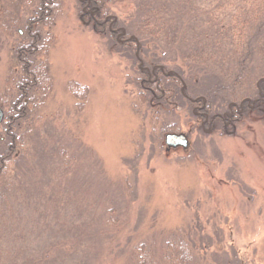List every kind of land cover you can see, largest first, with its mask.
<instances>
[{
  "label": "rangeland",
  "instance_id": "1",
  "mask_svg": "<svg viewBox=\"0 0 264 264\" xmlns=\"http://www.w3.org/2000/svg\"><path fill=\"white\" fill-rule=\"evenodd\" d=\"M190 1L198 9L190 20L198 25L194 36L210 28L203 40L196 39L207 51L204 60L216 53L206 68L210 78L201 70L200 88L190 89L209 93L207 82L217 79L219 86L208 98L212 108L226 113L229 103L259 93L264 61L237 58L249 29L239 48L230 38L219 41L217 33H225L234 14L246 10L237 3L248 8L256 2ZM80 2L59 0L53 25L45 27L52 36L39 58L49 61L50 82L42 79L39 113L25 123L27 145L14 166L0 221V264H129L135 244L160 247L175 232L200 237V264H264V103L247 101L240 115L212 128L194 115L200 109L193 113L179 106L170 120L162 112L154 115L157 107L139 97V63L125 39L131 33L124 36L120 27L113 37L105 27L86 23ZM14 5L21 8V20L29 11L17 0H0V104L5 110L3 99L15 91L19 71L12 55L18 33L2 29L16 15L10 11ZM134 7V0H117L109 9L128 23ZM181 55L182 50L176 62L185 71L193 57ZM164 121H175L174 130L162 131ZM2 129L0 123V136ZM180 130L189 134L190 146L169 148L166 133ZM55 238L67 244L53 250L57 255L51 261L42 254Z\"/></svg>",
  "mask_w": 264,
  "mask_h": 264
},
{
  "label": "trees",
  "instance_id": "2",
  "mask_svg": "<svg viewBox=\"0 0 264 264\" xmlns=\"http://www.w3.org/2000/svg\"><path fill=\"white\" fill-rule=\"evenodd\" d=\"M134 1V14L126 18L128 20L134 18L135 20L133 19L128 23L121 22L117 14L113 13V16L112 13L110 14V5L117 2V0H81L79 5L80 8L83 7L80 10L81 18L86 23L92 22L95 26L105 27L113 37L119 36L120 27H122L121 31L124 36L128 32L131 33L129 38L125 39L126 43L130 42L127 48L135 49V52H133L134 60L139 63L138 70L140 72L135 78L140 89L139 97L143 95V99H146L151 106L154 107L155 105L157 107L152 110L154 115H160L162 112L165 120H170L172 119L170 115H174L176 113L175 109L179 106L187 108L193 113L196 109H200L194 115L200 119L202 118V125L209 128L214 127L217 122H225L235 115H240L241 108L244 107L242 104L246 105L249 99L247 101L246 99L241 100L240 103H229L226 113L218 112L212 108L213 105L208 96L218 88L219 85L216 81H219L217 79L215 82L210 79L209 82L204 81V83L212 84L210 88H206L209 93L206 91L205 94L198 91L192 93L190 89V87L196 90L200 88L198 84H201V81L198 79L201 76V70L206 71L204 77L209 76L210 78L206 68L210 69L209 65L212 58H216V53L211 51L204 60L203 55L207 51L201 50V46L196 43V39L203 40L205 35L210 34V28L205 27V30H200L202 32L199 33L201 34L194 36V29H197L198 25L193 24V22L190 23V20H195L198 9L196 10L193 7V2L179 0L178 4L176 0ZM245 1L247 2V0ZM253 1L256 3L248 8L237 3L241 8L240 10H246L234 14V17L231 18V22L234 20V23H231L225 33H217L218 36L222 37L221 39L218 37L219 41L230 38L235 48H239L242 45L240 44L241 36L249 29L244 49L237 56L240 62H243L247 57L253 58L255 56L264 61V0ZM58 3L59 0H27V5H31L33 8L28 11L25 20L20 22L16 16L10 18L7 24L2 25L5 33L11 35L18 33L14 44H12V55L14 56L15 65L19 66V71L13 85L15 91L10 90L9 95L3 99V102L7 101L9 107L5 110L6 116L1 122L3 129L0 136V221H2L1 217L4 215L2 211L6 206L8 193L10 194L13 176L16 174L15 164H17L19 158L23 157L27 145L28 138L26 137L30 129L26 124L30 125L31 122H28V120H33L36 117L35 115L39 113L36 105L42 97L39 91L42 86V79L45 78L47 84L50 82L49 61L48 59H40L39 53L42 49L49 48L48 41H50L52 34L50 29L45 30V27L53 25L51 21L56 16L55 11ZM220 5H224V3ZM85 8H90L91 11H85ZM193 9L196 10L195 14ZM190 11L193 13L191 18ZM19 24L23 27V32H19L17 27ZM128 28H131V30ZM163 39L166 44H162ZM176 40L188 43L187 48L183 49L177 43L172 45ZM167 44H171V46ZM180 49L182 50L181 56L186 57V59L189 56L193 57V64L188 66L185 71L182 69L180 61L176 62L177 57H179L178 54L181 52ZM252 74H249V76L252 77ZM261 76L263 77L262 80L256 84L259 93L255 98L259 100H261L260 97L264 96V69L261 71ZM75 83L80 85L77 87H85L78 82ZM198 86L199 88H196ZM77 90L71 89L74 94L78 92ZM259 102L264 103V97ZM3 105L5 106V104H2V107ZM224 116L228 118L225 120ZM175 126V121L170 124L164 121L161 130H174ZM66 154L70 157V154ZM174 234H171L172 236L165 240L164 246L158 247L156 242L148 243L145 241L135 244L130 252L129 264H200L199 254H197L200 237L196 236L195 233L185 235L175 232ZM65 244H67V240L55 238L42 255L50 257V260L53 261L57 255L54 254L53 250H59Z\"/></svg>",
  "mask_w": 264,
  "mask_h": 264
},
{
  "label": "water",
  "instance_id": "3",
  "mask_svg": "<svg viewBox=\"0 0 264 264\" xmlns=\"http://www.w3.org/2000/svg\"><path fill=\"white\" fill-rule=\"evenodd\" d=\"M3 117H5V110L0 105V122L3 121ZM165 142L169 148L178 146L187 148L190 145V138L186 132L181 130L180 132H167Z\"/></svg>",
  "mask_w": 264,
  "mask_h": 264
},
{
  "label": "flooded vegetation",
  "instance_id": "4",
  "mask_svg": "<svg viewBox=\"0 0 264 264\" xmlns=\"http://www.w3.org/2000/svg\"><path fill=\"white\" fill-rule=\"evenodd\" d=\"M18 1V3L19 4H24V5H26V7H25V10L28 8V10H30V9H32L33 8V6H31V5H27V0H17ZM32 2V1H31ZM11 3H13V2H11ZM10 3V4H11ZM15 6V5H14ZM17 6V5H16ZM14 7V8H12L10 11L12 12V13H15L16 15H17V18L19 19V21L20 22H23V20H25V18L23 17L22 18V20H21V17H19L18 15L20 14L21 15V8L19 9V6L18 7ZM85 11H91V9L90 8H85L84 9ZM27 13H28V11H27ZM16 15L14 16V18L16 17ZM13 18V17H12ZM18 27V29H19V32H23L24 30H23V27L19 24V26H17ZM20 27H22V28H20ZM263 97L264 96H262V97H260V99L261 100H259L258 98H251V97H248L247 99H249V102H259V101H262L263 100ZM243 108H241V110H242ZM221 116V115H220ZM223 118H225V120L228 118L227 116H224ZM231 118V117H230ZM231 119H233V118H231Z\"/></svg>",
  "mask_w": 264,
  "mask_h": 264
}]
</instances>
